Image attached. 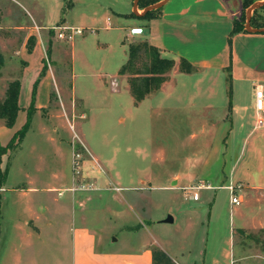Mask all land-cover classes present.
<instances>
[{"label":"rangeland","instance_id":"374dc122","mask_svg":"<svg viewBox=\"0 0 264 264\" xmlns=\"http://www.w3.org/2000/svg\"><path fill=\"white\" fill-rule=\"evenodd\" d=\"M69 1L0 0V104L12 80L23 81L25 77L28 82L37 72L38 62L32 58L25 73V55L29 47L35 46L36 38L45 46L41 60L42 67L46 66L45 74L50 71L53 75L47 97L40 96L41 80L37 83L36 96L45 105L37 107L35 103L36 110L22 142L2 157L1 168L9 164V173L0 188V264H71L70 228L81 222L82 211L68 203L67 209L57 213L56 200L62 203L74 194L91 196L85 212L87 224L102 235L114 234L112 239L118 236L120 241L114 247L123 249L138 248L142 238L149 237L144 230L122 227L139 223L152 226L159 237L178 245L186 209L199 203L202 207L192 213L196 225L188 236L189 264H211L212 254L219 256L220 264H229V236L234 237L235 228L238 242L240 230L237 217L230 214V193L225 187L217 186L210 192L216 200L212 210V201H184L180 190L163 187L150 192L148 212L143 213L131 202L132 206L126 202L116 207L114 204L113 211L102 208L121 189L115 183L116 177H157L154 184L161 186L170 184L172 181L167 179L174 173L187 170L213 185L227 184L234 169L236 175L244 176L243 163H236L241 152L238 141L233 147L231 141L218 142L220 133L210 124L226 110L221 96L224 76H218L220 91L211 101L187 98L179 108L155 113L150 108L153 98L135 106L127 83L119 76L128 55L126 29H101L94 33L86 29L72 40L60 38L54 26H104L108 17L114 26L119 24L102 0H73L74 6L68 9ZM121 8H129L126 0ZM257 8L260 10L256 19L264 22L263 7ZM139 9L138 15H142L144 9ZM64 19L67 24L60 22ZM30 37L33 38L29 42ZM98 44L104 45L100 49ZM102 76L106 78L104 84ZM113 78L118 79V90L111 85ZM194 88L190 84L185 89ZM210 103L214 107H205ZM26 119L27 111H20L14 126L9 128L0 118L1 142L6 144ZM243 154L246 156L249 151ZM49 180L59 188L50 192L42 189ZM114 210H119L120 216ZM169 214L176 217L175 222L156 224V219ZM245 238L247 243L255 244L253 240L262 239L263 234L251 232ZM203 247L207 250L205 256L200 254Z\"/></svg>","mask_w":264,"mask_h":264},{"label":"crops","instance_id":"0c3cea01","mask_svg":"<svg viewBox=\"0 0 264 264\" xmlns=\"http://www.w3.org/2000/svg\"><path fill=\"white\" fill-rule=\"evenodd\" d=\"M103 1L116 15L118 26H114L108 17L104 26L90 24L79 27L93 33L101 29H126L124 42L126 40L129 42L148 40L158 47L163 56L173 58L177 62L185 57L194 66L192 72H182L177 63L171 72V78L163 84L161 89L139 103H135L134 100L135 106L153 98L155 102L150 108L155 113L169 108H179L181 106L179 104L184 103L187 98L190 100L195 98V101L201 99L211 101V98L218 96L220 91L218 86L221 84L218 81V76H224L221 96L225 101L226 110L222 115H217L210 124L213 130L216 129L217 133H220L218 142L231 141V147H233L235 141H238L241 152L237 156L236 163H243L244 176L236 175V169H234L229 179H226L229 181L227 184L213 185L199 174L187 170L183 174L174 173L167 179L172 182L170 184L165 182L166 184L161 186L154 184L157 177H131L130 179L116 177L115 183L121 189L116 191L110 197V201L102 205V208L108 207L113 211L114 204L116 207L118 203L123 205L126 202L130 206L132 204L138 206L143 213L144 211L148 212L147 209L151 203L150 192L157 187H163L168 190H180L184 201L198 202L203 199L212 201L210 208L212 210L216 200L213 192H210L217 186L225 187L230 193L228 201L230 214L237 217L239 222L237 226L240 230L237 235L238 242L235 228L232 229L234 237L229 236L231 249L225 250L227 251L226 256L228 254L230 257L229 264H264V110L258 112L255 106L256 89L259 85L264 88V30L251 31L246 28L248 31L231 34L236 19L240 18L243 13L244 0H167L161 7L160 13L151 19L130 16L131 13H134V0H126L129 6L127 10L121 8L123 0ZM64 2L65 0H63ZM256 2H263L260 6L264 5V0H256ZM68 3L74 6L73 0ZM138 10L141 11L139 7ZM65 19L60 22L67 24ZM129 22L131 23L129 24ZM102 45L98 44V47L101 49ZM72 47H74V54L76 43H73ZM54 48L55 46H53V52ZM44 53L45 46L36 38L33 50L25 55L28 61L25 73L29 69L32 58L37 60L38 69L28 82L25 77L23 78L19 97L20 111H27V107L31 103L36 78L40 76L43 68L41 60ZM105 74L107 75V73ZM119 76L123 78L129 88L127 75L119 74ZM52 78V73L48 71L43 75V79H40V96H48L47 86ZM103 79L106 78L102 76ZM117 82L118 79L111 80V85L115 90H118ZM102 83L104 84L105 81L103 80ZM190 84L195 88L188 91L185 88ZM185 93H189V95H185ZM35 97L37 107L45 105V102H41L42 100L36 95ZM205 107L212 108L214 105L210 103ZM258 118L263 119L262 124L258 122ZM202 123L203 129L205 123L204 121ZM225 132H227L226 137L223 135ZM246 150L249 151V154L242 155ZM55 178L59 180V177ZM235 185L240 186L238 195L241 203L239 205L232 202V187ZM58 188L52 184V180L47 181L42 187L47 192ZM28 189L30 190L32 187ZM36 189L38 190V188ZM85 196L74 194L67 197L66 201L62 203L58 199L56 200L58 202L57 213L67 209L68 203H71L73 208L79 207L82 211L81 222L73 224L70 228L71 264H155L153 254L155 249L163 251L173 264H182L180 259L186 260L187 264L192 263L191 260H188L190 252L188 236L196 225L192 213L197 210L196 207H202L197 205L199 203L186 209L182 239L178 245L171 239L159 237L152 226H144L139 223L136 226L122 225V227L131 229L130 231L136 228L138 231L144 230L149 237L142 238L138 248L123 249L114 247V244L120 241L118 236L112 239L114 234L102 235L96 228L87 224L85 212L88 201H91V196ZM129 196L131 198H128ZM100 197L104 198L102 195ZM114 212L117 216L119 210H114ZM118 215L120 216V213ZM208 215L211 219V212ZM169 216L173 218L172 221L165 220ZM175 219V216L169 214L156 219L155 222L156 224L172 223L175 222ZM251 232H260L263 234V238L253 240L255 244L247 243L245 236ZM206 251V248L203 247L200 254L205 256ZM219 260L218 255L212 254L211 264H220Z\"/></svg>","mask_w":264,"mask_h":264},{"label":"trees","instance_id":"16d2710c","mask_svg":"<svg viewBox=\"0 0 264 264\" xmlns=\"http://www.w3.org/2000/svg\"><path fill=\"white\" fill-rule=\"evenodd\" d=\"M161 0H138L139 8H146L150 5L156 4ZM256 0H244V10L240 18L236 19L232 35L248 31L246 29L247 9L250 8ZM69 9L70 3L66 4ZM261 7L264 8V5ZM260 8L253 10L250 24L254 28H264V22H259L256 19V14L259 13ZM161 11V7L144 12L142 15L131 13L130 16L141 19H151L157 16ZM33 37H30L29 42ZM33 50V46L29 47V51ZM179 65V70L182 72H192L194 70L193 64L182 57L179 62L173 58L165 57L155 45L148 40H138L129 42L128 59L121 66L119 70L120 75H127L130 92L135 100L139 103L147 96L157 92L161 89L163 84L171 78V72L175 66ZM46 66L42 68L40 77L34 84L33 95L30 106L27 108V119L21 129L17 130L7 144L0 141V188H2L8 178L9 164L4 169L1 168L2 157L10 151L16 150L25 137L32 121L33 114L36 110V86L40 78L45 75ZM22 81L20 79L12 80L6 90L5 99L0 104V118L3 119L5 126L12 128L17 120L19 111L21 110L19 104V97L21 91ZM1 202L2 194L0 193V218H1ZM155 264H170L172 262L169 257L161 250L155 249L154 252Z\"/></svg>","mask_w":264,"mask_h":264},{"label":"built area","instance_id":"2783aa9c","mask_svg":"<svg viewBox=\"0 0 264 264\" xmlns=\"http://www.w3.org/2000/svg\"><path fill=\"white\" fill-rule=\"evenodd\" d=\"M55 30H57V34L60 38L72 40L75 38L77 34H83L85 32V28L83 27H75V26H54ZM255 106L258 112H262L264 110V88L262 85H259L256 89V97H255ZM258 122L260 124L263 123L262 118H258ZM240 186L235 185L232 187L233 196L232 202L239 205L241 203V199L238 195V189ZM62 194V192H60Z\"/></svg>","mask_w":264,"mask_h":264},{"label":"water","instance_id":"95a60500","mask_svg":"<svg viewBox=\"0 0 264 264\" xmlns=\"http://www.w3.org/2000/svg\"><path fill=\"white\" fill-rule=\"evenodd\" d=\"M167 2V0H161L160 2L156 3V4H153V5H150L146 8H144V12H147L149 10H152V9H157V8H160L162 7L165 3ZM263 2H256L254 3L249 9H248V18H247V22H246V28L248 30H251V31H256V30H264V28H261V29H255V28H252L251 27V24H250V21H251V16H252V12L255 8L259 7ZM134 13H138L137 10H138V0H134ZM166 221H172L173 218L171 216L167 217V219H165Z\"/></svg>","mask_w":264,"mask_h":264}]
</instances>
